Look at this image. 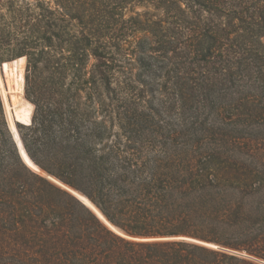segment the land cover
Segmentation results:
<instances>
[{"label":"trees","instance_id":"1","mask_svg":"<svg viewBox=\"0 0 264 264\" xmlns=\"http://www.w3.org/2000/svg\"><path fill=\"white\" fill-rule=\"evenodd\" d=\"M1 64L0 264H264V0H0Z\"/></svg>","mask_w":264,"mask_h":264},{"label":"rangeland","instance_id":"2","mask_svg":"<svg viewBox=\"0 0 264 264\" xmlns=\"http://www.w3.org/2000/svg\"><path fill=\"white\" fill-rule=\"evenodd\" d=\"M3 64L0 65V79H1L2 84H3V87H2L3 89L0 87V95H1V98H2V101H3V104H4L5 114H6L7 121L9 123L10 130L12 132V135H13L14 139H15V131L18 132L17 124H24V123L18 122L16 120V118H18L23 112V107H21V105H19L20 104L19 102L20 101L29 102V101L25 98L24 91H23V93H20L18 91L19 90V85L17 83V78H16V74H17V70L18 69H15L13 67L5 69ZM23 71H24V77H25V67H24ZM2 90L5 93V102H6V104L4 102V97H3ZM18 105H19V107H17ZM9 117L13 120V126L11 125ZM18 135H19V133H18ZM70 190L72 191V189H70ZM236 252H238V251H236ZM240 254L246 255L245 253H242V252Z\"/></svg>","mask_w":264,"mask_h":264},{"label":"water","instance_id":"3","mask_svg":"<svg viewBox=\"0 0 264 264\" xmlns=\"http://www.w3.org/2000/svg\"><path fill=\"white\" fill-rule=\"evenodd\" d=\"M16 120H17V118H16ZM18 122H20L19 120H17ZM21 140V139H20ZM16 141V143H17V140H15ZM22 142V141H21ZM17 146H18V149H19V152H20V155H21V157H22V154H21V149H20V147H19V145H18V143H17ZM24 148V147H23ZM22 159H23V157H22ZM24 160V159H23ZM24 162H25V160H24ZM26 163V162H25ZM27 164V163H26ZM27 165H29V164H27ZM72 192L83 202V203H85L84 202V200L81 198V197H84L83 195H80L79 193H77L76 191H74V190H72ZM85 198V197H84ZM87 199V198H86ZM88 200V199H87ZM89 201V200H88ZM90 202V201H89ZM91 203V202H90ZM86 204V203H85ZM92 204V203H91ZM87 205V204H86ZM93 205V204H92ZM94 206V205H93ZM95 207V206H94ZM100 212V211H99ZM101 213V212H100ZM102 214V213H101ZM102 216H103V214H102ZM104 217V216H103ZM104 220H106L105 219V217H104ZM150 239H167V240H173V239H184V240H190V241H195V242H200V243H205L206 245H209V246H214V247H217V246H215L214 244H211V243H206V242H202V241H199V240H196V239H194V238H190V237H185V236H179V237H167V238H150ZM239 253V252H238ZM247 255V254H246Z\"/></svg>","mask_w":264,"mask_h":264}]
</instances>
